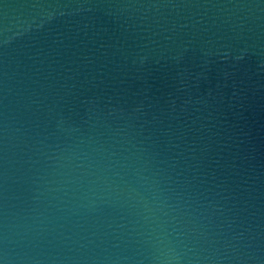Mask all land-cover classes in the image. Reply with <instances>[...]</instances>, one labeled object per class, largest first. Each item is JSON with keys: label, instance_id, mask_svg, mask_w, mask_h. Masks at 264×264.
<instances>
[{"label": "water", "instance_id": "1", "mask_svg": "<svg viewBox=\"0 0 264 264\" xmlns=\"http://www.w3.org/2000/svg\"><path fill=\"white\" fill-rule=\"evenodd\" d=\"M0 264H264V0H0Z\"/></svg>", "mask_w": 264, "mask_h": 264}]
</instances>
